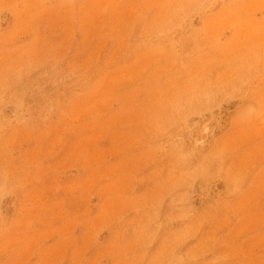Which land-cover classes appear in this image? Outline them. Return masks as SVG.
Here are the masks:
<instances>
[{
	"label": "rangeland",
	"instance_id": "374dc122",
	"mask_svg": "<svg viewBox=\"0 0 264 264\" xmlns=\"http://www.w3.org/2000/svg\"><path fill=\"white\" fill-rule=\"evenodd\" d=\"M0 264H264V0H0Z\"/></svg>",
	"mask_w": 264,
	"mask_h": 264
}]
</instances>
